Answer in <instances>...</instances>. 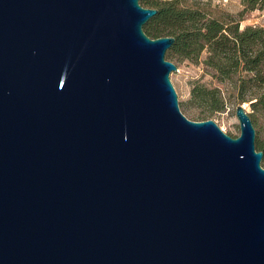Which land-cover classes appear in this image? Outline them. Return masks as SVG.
Instances as JSON below:
<instances>
[{"label":"water","instance_id":"water-1","mask_svg":"<svg viewBox=\"0 0 264 264\" xmlns=\"http://www.w3.org/2000/svg\"><path fill=\"white\" fill-rule=\"evenodd\" d=\"M139 0H0V264H264L263 151L179 107Z\"/></svg>","mask_w":264,"mask_h":264},{"label":"trees","instance_id":"trees-1","mask_svg":"<svg viewBox=\"0 0 264 264\" xmlns=\"http://www.w3.org/2000/svg\"><path fill=\"white\" fill-rule=\"evenodd\" d=\"M139 2L157 9L143 25L146 34L174 37L165 57L197 61L205 50L204 66L218 81L231 83L237 104L250 103V118L258 123V132L264 131V27L253 24L240 27L233 14L212 15L198 0ZM240 2L243 9L264 6V0ZM228 99L220 86L196 82L190 88L189 96L178 102L189 118L206 119L223 110ZM255 148L263 151L261 165L264 167V142L256 138Z\"/></svg>","mask_w":264,"mask_h":264},{"label":"rangeland","instance_id":"rangeland-1","mask_svg":"<svg viewBox=\"0 0 264 264\" xmlns=\"http://www.w3.org/2000/svg\"><path fill=\"white\" fill-rule=\"evenodd\" d=\"M201 4H205L212 15L229 12L238 19L240 27L247 24L261 25L264 27V6L254 9H243L240 0H198ZM206 57V51H202L197 61L190 59H172L177 68L170 71L169 77L177 92L178 100L186 99L192 85L196 82H203L209 86L218 85L222 88L223 93L227 96L228 101L223 110L217 111L212 117L220 128L232 136L239 134V121L235 114L237 103L232 95L233 89L229 81L220 82L203 64ZM244 104L245 110L250 113L252 111L248 101L241 102ZM239 104V103H238ZM260 123V121H259ZM255 128V140L261 139L264 142V131L258 132V123L253 122ZM262 162V160H261Z\"/></svg>","mask_w":264,"mask_h":264}]
</instances>
